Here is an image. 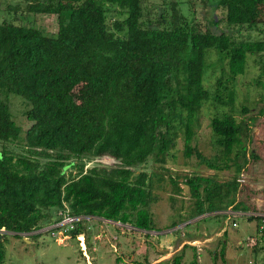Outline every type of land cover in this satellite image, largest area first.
Here are the masks:
<instances>
[{"label": "trees", "instance_id": "obj_1", "mask_svg": "<svg viewBox=\"0 0 264 264\" xmlns=\"http://www.w3.org/2000/svg\"><path fill=\"white\" fill-rule=\"evenodd\" d=\"M14 1L10 6L0 0L5 5L0 11V231L31 234L41 223H57L66 211L69 217L159 231L150 208L162 200L172 205L179 181L193 200L190 216L248 209L236 198L238 177L220 182L172 176L162 166L174 158L177 140L183 158L193 156L215 172L232 166L239 173L255 159L248 151L252 117L236 121L221 110L233 109V84L246 72L247 57L264 61V39L236 35L260 24L264 0H215L211 11L219 16L212 13L201 25L188 21L175 0H157L152 17L144 7L147 0ZM17 11L24 13L17 23L7 19ZM29 15L55 16L56 31L43 32ZM219 24L230 33L214 32L211 27ZM211 69L217 76L208 88ZM81 89H87L88 105L74 100ZM10 96L23 100L29 123L23 131L12 120ZM207 105L219 113L209 120L212 144L219 149L214 160L193 146ZM246 112L241 107L238 113ZM258 113L264 115V108ZM102 157L113 165L95 162ZM149 160L159 167L132 171ZM53 210L59 213L51 221ZM82 223L68 231L70 239L85 235ZM182 252L159 264H180ZM190 264H196L195 254Z\"/></svg>", "mask_w": 264, "mask_h": 264}, {"label": "rangeland", "instance_id": "obj_2", "mask_svg": "<svg viewBox=\"0 0 264 264\" xmlns=\"http://www.w3.org/2000/svg\"><path fill=\"white\" fill-rule=\"evenodd\" d=\"M178 2V8L187 17L188 21L193 18L199 24L208 23L212 17V13L219 16L218 11H211V6L215 0H175ZM10 6L15 5L14 0H8ZM157 0H147L144 4L148 17L155 15L159 6ZM5 9V5H0V11ZM193 15H191V12ZM190 13V14H188ZM24 13L17 11L16 14H7V19L18 22V15ZM30 17V19H29ZM28 19L33 24L40 28L43 32L52 34L56 31V18L49 15H29ZM2 15L0 13V21ZM21 20V19H20ZM260 24L251 30L240 28L236 34L240 38L249 39H264V15L259 17ZM214 32L223 30L230 33V30H224L220 24L214 28ZM234 33V32H233ZM232 33V34H233ZM234 35V34H233ZM213 52V53H212ZM216 60L214 51L208 55L209 63ZM260 63H257V61ZM246 72L243 75L237 76L233 91L235 92V103L233 109L222 108L226 113L231 112L236 118V121L245 120L252 117V123L249 125L247 135L249 136L248 151H253L255 159L247 160L242 171L235 172L231 166L229 170L215 172L208 170L204 165L197 163L192 156L185 159L182 156V142L177 140L172 155L174 158L168 159L163 167L170 175L176 174L185 175H200L203 177H212L220 182L230 180L231 177H238L240 182V191L236 198L242 201L244 207L249 209L264 208V115L258 112L264 108V61L258 57H247ZM212 70V71H211ZM206 78V87L211 88L217 74L211 69ZM76 104H89L90 98L87 89H81L74 95ZM23 100L18 96H10L9 105L11 117L16 126H20L22 131L25 130L29 123L25 121L22 113L25 109ZM241 107H246L248 112L245 114L238 113ZM219 114L215 111L212 105L204 106L199 115V126L196 130V136L193 146L208 160H214L219 155V149L212 142L213 138L209 130V120L213 115ZM261 138L262 141L258 139ZM263 146L260 149V144ZM10 147V146H9ZM259 156V158H258ZM92 162L86 167H91ZM109 166L113 163H109ZM157 164L152 161H147L145 166L132 170L134 173L140 171H151L152 167L157 168ZM159 167V166H158ZM242 167V166H241ZM180 193L175 195L172 205L167 200L159 201L151 206L150 211L153 216V223L157 230L151 232L137 231L130 227L118 228L121 232L117 234L115 228L107 221L94 219L90 224L94 227V231L83 234V240L86 247L87 260L81 256L78 243L69 239L64 244H58L54 237L49 232L38 233L22 240L19 236H14L11 233H3L0 239V247L3 254L2 264H122L116 262V259L143 264L144 260H149L152 257L157 259L155 264L170 260L173 256L182 252L180 264H190L192 257L195 254L196 264H264V247L260 246L263 242L261 231L264 229V223L258 220L251 219L246 221L242 217H237L234 222L232 217L239 215L233 212L230 207L225 210L216 212L213 217H206L207 214L201 216H190L193 212V200L189 196L188 187L179 181ZM164 197V195H160ZM235 198V199H236ZM264 211V209H263ZM58 211H51V221L58 217ZM179 214V217L177 216ZM230 214L228 217L225 215ZM243 215V214H240ZM247 215V214H244ZM225 218V220L223 219ZM175 222V227L171 228V223ZM249 224L248 230L245 231V226ZM45 223V224H44ZM40 224V229L37 231H46L51 225H46L44 222ZM260 223V224H259ZM259 224V225H258ZM85 225V224H84ZM260 226H263L259 229ZM235 227V228H234ZM222 231L220 243L217 248L206 251L205 239L201 238L198 241H188L187 244L191 248H184L182 242L192 235L202 237L211 236L214 232ZM256 234L260 239L249 235ZM96 239L93 240V236ZM113 243V244H112ZM111 244V245H110ZM120 245L116 250L115 246ZM164 250L163 253L157 255L155 250ZM208 248V247H207ZM115 250V251H114ZM214 257L211 251L214 252ZM119 255V256H118Z\"/></svg>", "mask_w": 264, "mask_h": 264}, {"label": "crops", "instance_id": "obj_3", "mask_svg": "<svg viewBox=\"0 0 264 264\" xmlns=\"http://www.w3.org/2000/svg\"><path fill=\"white\" fill-rule=\"evenodd\" d=\"M262 138L264 139V133L262 134ZM259 141H262V139L261 138H259L258 139ZM264 143V142H263ZM263 143H261L260 144V149H261V147L263 146ZM253 152V151H252ZM258 158H259V156H258ZM264 190V189H263ZM263 209L264 208H262V207H260L258 210L257 209H254L253 211H250V210H246V211H240V210H237V211H233V212H235V214H236V212L237 213H239V215H237V216H235V218H233L232 219V221L234 222V219H236L237 217H242V218H244L246 221H250L249 220V217H258V216H261V215H264V211H263ZM211 214H215V213H211ZM240 214H243V215H240ZM244 214H247V215H244ZM214 215H212V216H210V217H213ZM224 220H225V218H223ZM254 220H257L256 218H253ZM92 220H94V219H92ZM91 222L89 221V222H84V223H82V225L81 226H84L85 227V230H86V233H89V232H91V231H94V227H92V225L90 224ZM247 223V222H246ZM85 224V225H84ZM260 224V223H259ZM258 224V225H259ZM111 226H109L108 225V227H113V228H115V232L119 235H121V234H123V236L125 237V239H126V237H128L127 235H126V233H123V232H119L120 230L118 229V227L115 225V224H110ZM248 226H249V224L247 223V225L245 226V231H247L248 230ZM94 228V229H93ZM235 228V227H234ZM82 235V234H81ZM222 235H224V233H222V231H219V232H214V233H212V235L211 236H206V237H202V236H199V235H192V236H190V237H188V238H186L185 240H184V243L182 242V245L181 246H184L185 244H187V242L188 241H198V239H201V238H203V239H205L204 241H205V243L207 244V246H205V248H206V251H208L209 249L210 250H212L213 251V248H217V245H218V243H220V240L219 239H221V237H222ZM251 236H253V237H257L258 239L257 240H261L260 239V237H258L256 234H252V235H249L248 236V238H250ZM96 239V235L95 236H93V240H95ZM262 240H263V242L262 243H260V246H263L264 247V237L262 238ZM261 240V241H262ZM113 244V243H112ZM111 245V244H110ZM120 247V245L118 244L117 246H115V248H116V250L118 249ZM208 247V248H207ZM155 248H156V246H155ZM211 251V254H212V256L214 257V254H215V250H214V252H212ZM155 252H156V254L157 255H160L161 253H163L164 252V250L162 251L161 249H157L156 248V250H155ZM119 256V255H118ZM157 259H155V258H151V259H149L146 263L147 264H155L157 261H156ZM119 263H122V264H134V263H132L130 260H128V261H125L123 258H121V261L119 262ZM89 264V263H88Z\"/></svg>", "mask_w": 264, "mask_h": 264}, {"label": "built area", "instance_id": "obj_4", "mask_svg": "<svg viewBox=\"0 0 264 264\" xmlns=\"http://www.w3.org/2000/svg\"><path fill=\"white\" fill-rule=\"evenodd\" d=\"M95 162L103 165H108L109 163H112V161L106 157H102L96 160ZM66 213L67 211L64 214H61L60 220L57 223L52 224L48 230L39 231V232L36 231L31 234H22L20 235V237L22 238V240H26L27 237L32 234L49 232L50 235L54 237L55 241L58 244L62 245L70 239L68 231L72 230L74 226H76L77 224H80L82 222H89L93 219L88 217H69ZM260 218H264V215H261ZM115 225L118 228L128 227L126 225H120V224H115ZM262 227L263 226H260L259 229H261ZM75 241L78 243V248H79V252L81 253V256H83L84 259L87 260L86 247L84 244L83 235L76 236Z\"/></svg>", "mask_w": 264, "mask_h": 264}, {"label": "clouds", "instance_id": "obj_5", "mask_svg": "<svg viewBox=\"0 0 264 264\" xmlns=\"http://www.w3.org/2000/svg\"><path fill=\"white\" fill-rule=\"evenodd\" d=\"M110 223V222H109ZM112 224H115V223H112ZM2 231H0V233H1ZM2 233H4V232H2ZM33 235H36V234H33Z\"/></svg>", "mask_w": 264, "mask_h": 264}, {"label": "water", "instance_id": "obj_6", "mask_svg": "<svg viewBox=\"0 0 264 264\" xmlns=\"http://www.w3.org/2000/svg\"><path fill=\"white\" fill-rule=\"evenodd\" d=\"M2 235L0 234V239H1Z\"/></svg>", "mask_w": 264, "mask_h": 264}]
</instances>
